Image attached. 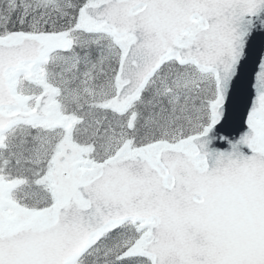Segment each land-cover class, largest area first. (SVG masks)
<instances>
[{
	"label": "snow or ice",
	"instance_id": "obj_1",
	"mask_svg": "<svg viewBox=\"0 0 264 264\" xmlns=\"http://www.w3.org/2000/svg\"><path fill=\"white\" fill-rule=\"evenodd\" d=\"M0 264H264V0H0Z\"/></svg>",
	"mask_w": 264,
	"mask_h": 264
}]
</instances>
